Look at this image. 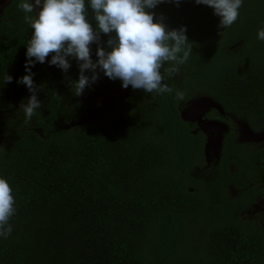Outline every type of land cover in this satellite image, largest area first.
Masks as SVG:
<instances>
[{"label": "trees", "instance_id": "16d2710c", "mask_svg": "<svg viewBox=\"0 0 264 264\" xmlns=\"http://www.w3.org/2000/svg\"><path fill=\"white\" fill-rule=\"evenodd\" d=\"M18 2L0 16V74L12 76L0 84V176L15 207L0 264H264V203L247 215L264 194V139H240L228 126L207 162L205 133L182 114L203 96L219 107L214 120L229 115L264 132V40L256 39L264 0H243L226 28L193 0L149 9L166 27L185 28L192 52L178 72L164 74L182 101L122 88L99 69L76 95L75 59L63 72L37 62L41 106L27 123L20 103L29 92L17 78L32 29ZM85 10L94 26L87 0ZM106 38L100 33L102 46ZM89 47L95 59L96 43Z\"/></svg>", "mask_w": 264, "mask_h": 264}, {"label": "clouds", "instance_id": "9594fccd", "mask_svg": "<svg viewBox=\"0 0 264 264\" xmlns=\"http://www.w3.org/2000/svg\"><path fill=\"white\" fill-rule=\"evenodd\" d=\"M160 0H87L95 25L89 23L85 0H19L17 7L27 13L31 26L24 51V72L17 78L29 92L22 98L20 111L27 123L39 110L41 101L36 96L31 66L34 63L54 65L62 72L75 59L78 73L74 93L97 79V69L109 79H118L120 87L143 89L152 94L172 92L182 101L184 92L164 83L165 73L174 75L191 51L183 25L168 28L149 11ZM178 2V0H173ZM243 0H193L209 6L219 17L218 26L226 28L238 17ZM35 13L33 14V10ZM100 33L107 35L100 44ZM256 39L264 40V26L256 31ZM95 42V59L90 56V43ZM51 53V54H50ZM171 61L161 71L162 64ZM87 70V71H86ZM12 76L0 74V84L10 82ZM26 100V102H24ZM6 177L0 176V238L12 230L8 223L14 214V197Z\"/></svg>", "mask_w": 264, "mask_h": 264}, {"label": "rangeland", "instance_id": "374dc122", "mask_svg": "<svg viewBox=\"0 0 264 264\" xmlns=\"http://www.w3.org/2000/svg\"><path fill=\"white\" fill-rule=\"evenodd\" d=\"M45 68L47 70H50L52 68V65L47 63V60H45ZM119 94H123V91L121 90ZM213 109L219 110L218 105L207 97L201 96L191 101L182 111L183 117L192 122H195L197 127L201 129L206 135L204 150L207 162H211L217 155L221 133L225 131L228 126H231L233 129L238 131V136L240 139L254 143L262 141V139H264V132L257 134L252 133L247 129L246 125L241 120H237L229 115H222L221 120H214L212 117H210V113H214L212 112ZM102 110L103 107H98L97 109L87 113L82 118V121L91 120L97 114L101 113ZM259 187L264 189V182L259 184ZM263 203L264 194L255 201V203L251 207V210L247 212V215H252L254 213L253 211L255 210H262Z\"/></svg>", "mask_w": 264, "mask_h": 264}, {"label": "flooded vegetation", "instance_id": "af4514ba", "mask_svg": "<svg viewBox=\"0 0 264 264\" xmlns=\"http://www.w3.org/2000/svg\"><path fill=\"white\" fill-rule=\"evenodd\" d=\"M10 0H0V16L2 15V10L3 7L9 2ZM34 11V10H33ZM35 12V11H34ZM45 60H47V57H45ZM45 65V63H44ZM3 115H2V111L0 110V140L3 139V128H2V120ZM206 136V135H205Z\"/></svg>", "mask_w": 264, "mask_h": 264}]
</instances>
